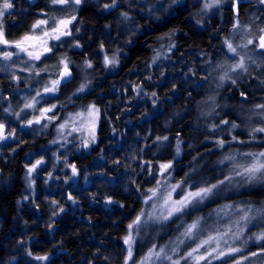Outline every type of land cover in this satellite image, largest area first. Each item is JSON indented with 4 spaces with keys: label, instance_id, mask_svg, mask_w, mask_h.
Listing matches in <instances>:
<instances>
[{
    "label": "clouds",
    "instance_id": "9594fccd",
    "mask_svg": "<svg viewBox=\"0 0 264 264\" xmlns=\"http://www.w3.org/2000/svg\"><path fill=\"white\" fill-rule=\"evenodd\" d=\"M262 38L264 0H0V264H264Z\"/></svg>",
    "mask_w": 264,
    "mask_h": 264
},
{
    "label": "trees",
    "instance_id": "16d2710c",
    "mask_svg": "<svg viewBox=\"0 0 264 264\" xmlns=\"http://www.w3.org/2000/svg\"><path fill=\"white\" fill-rule=\"evenodd\" d=\"M11 199L14 201L15 197L12 196ZM6 209L8 210V218H7V222L5 224V231H7L8 227L11 225V218L15 214L14 207L7 205V204H0V217H3ZM44 215L46 217L47 213L45 212ZM76 215L79 216L80 213L77 212ZM84 215L85 216L91 215V216L95 217L96 222H98L102 227H104V230H106V231L108 230L105 226V218H104V214L102 212L97 211L96 209H89L87 207V204H85L84 205ZM25 218L31 220L30 215L25 216ZM69 219H71V218H66L65 226H67V220H69ZM78 227H81V226L69 223L68 227L64 229V232L67 233L70 231H74ZM83 227H86V224ZM69 239L75 240V237H70ZM77 243H79V241H77ZM68 247L70 250L73 251V255H75L76 244L69 243ZM86 249H87V243L85 242V244L82 246V250H86ZM3 254L4 253L2 251H0V256H2Z\"/></svg>",
    "mask_w": 264,
    "mask_h": 264
},
{
    "label": "snow or ice",
    "instance_id": "6c2138e0",
    "mask_svg": "<svg viewBox=\"0 0 264 264\" xmlns=\"http://www.w3.org/2000/svg\"><path fill=\"white\" fill-rule=\"evenodd\" d=\"M64 23H65L64 21H61V24H64ZM55 31L60 32L61 29L58 27ZM37 40H39V38H37V37H25V38H24V41H26V42H35V41H37ZM262 40H264V38H262ZM18 46H19V45H18ZM43 51H47V48H44ZM226 214H227V213L225 212V215H226ZM137 219H139V217H138ZM195 227H196L195 224L191 225L190 228H189V231H191V229H192V228H195ZM202 259H203V258H202Z\"/></svg>",
    "mask_w": 264,
    "mask_h": 264
}]
</instances>
